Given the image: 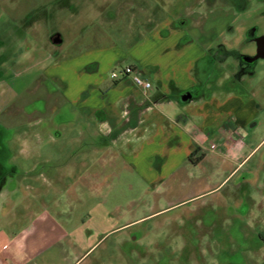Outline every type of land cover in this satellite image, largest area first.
Segmentation results:
<instances>
[{
  "label": "crops",
  "instance_id": "obj_1",
  "mask_svg": "<svg viewBox=\"0 0 264 264\" xmlns=\"http://www.w3.org/2000/svg\"><path fill=\"white\" fill-rule=\"evenodd\" d=\"M176 22L163 18L125 50L98 46L43 68L74 112L59 116V129L17 134L21 164L8 143L0 146L12 178L23 174L11 180L8 194L0 192V221L4 208L13 212L15 202L27 200L19 231L9 226L15 218L0 226V264H77L107 236L168 210L165 195L157 210L142 216V197L166 188L185 162L204 159L206 131L219 137L224 166L234 164V172L241 165L244 142L233 122L245 125L259 112L253 74L235 62L228 68L222 43L200 44ZM123 61L151 82L149 90L129 78L102 77L105 66L111 72ZM31 136L37 146L29 144ZM211 145L209 151L218 148Z\"/></svg>",
  "mask_w": 264,
  "mask_h": 264
},
{
  "label": "rangeland",
  "instance_id": "obj_2",
  "mask_svg": "<svg viewBox=\"0 0 264 264\" xmlns=\"http://www.w3.org/2000/svg\"><path fill=\"white\" fill-rule=\"evenodd\" d=\"M166 17L200 44L222 43L228 68L235 62L239 71H253L248 78L258 90L259 112L245 125L233 122L244 142L242 163L234 172V164L224 166L219 137L206 131L204 159L185 162L166 188L147 192L140 215L157 210L165 195L171 208L107 236L77 264H264V59L252 67L239 58L250 50L247 34L264 35V0H0V146L8 143L21 164L17 134L59 129V116L74 112L57 79L45 75L46 65L98 46L125 50ZM105 71L102 77L111 73ZM210 143L218 148L209 151ZM29 144H39L36 136ZM11 171L0 160V182L8 176L2 195L11 180L23 179L22 170L14 178ZM25 203L15 202L13 212L4 208L0 226L15 218L9 226L19 231ZM7 210L12 215L5 218Z\"/></svg>",
  "mask_w": 264,
  "mask_h": 264
},
{
  "label": "built area",
  "instance_id": "obj_3",
  "mask_svg": "<svg viewBox=\"0 0 264 264\" xmlns=\"http://www.w3.org/2000/svg\"><path fill=\"white\" fill-rule=\"evenodd\" d=\"M110 78L114 81H120L126 78L132 80V82L147 91L151 87V82L143 78L136 72V68L132 65H127L121 68H117L111 71ZM215 145H211V148H215Z\"/></svg>",
  "mask_w": 264,
  "mask_h": 264
},
{
  "label": "flooded vegetation",
  "instance_id": "obj_4",
  "mask_svg": "<svg viewBox=\"0 0 264 264\" xmlns=\"http://www.w3.org/2000/svg\"><path fill=\"white\" fill-rule=\"evenodd\" d=\"M247 35L249 39V44H251L250 46L251 52L248 54H245L246 56L244 55L247 58L246 62L243 60V57H244L243 54L239 58L245 63H247L248 65H251L253 67L255 66L256 63H258L259 60L264 59V38L262 39L260 38L264 35H257L256 33L252 31ZM243 69L245 70V68ZM252 70H254V68ZM251 73H253V71H251Z\"/></svg>",
  "mask_w": 264,
  "mask_h": 264
},
{
  "label": "water",
  "instance_id": "obj_5",
  "mask_svg": "<svg viewBox=\"0 0 264 264\" xmlns=\"http://www.w3.org/2000/svg\"><path fill=\"white\" fill-rule=\"evenodd\" d=\"M261 39L264 38V36L260 37ZM53 42L57 43L60 42L59 34H56V38L53 40ZM247 59V58H246ZM190 97V94H186L182 97L183 100H186Z\"/></svg>",
  "mask_w": 264,
  "mask_h": 264
},
{
  "label": "trees",
  "instance_id": "obj_6",
  "mask_svg": "<svg viewBox=\"0 0 264 264\" xmlns=\"http://www.w3.org/2000/svg\"><path fill=\"white\" fill-rule=\"evenodd\" d=\"M190 159H191V157H190ZM199 159V158H198ZM201 159V158H200Z\"/></svg>",
  "mask_w": 264,
  "mask_h": 264
}]
</instances>
